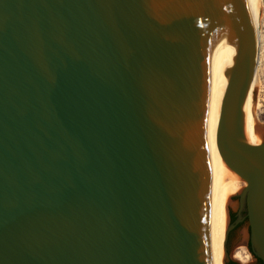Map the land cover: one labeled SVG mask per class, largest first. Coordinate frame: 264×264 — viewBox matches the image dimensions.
Listing matches in <instances>:
<instances>
[{"label": "water", "instance_id": "1", "mask_svg": "<svg viewBox=\"0 0 264 264\" xmlns=\"http://www.w3.org/2000/svg\"><path fill=\"white\" fill-rule=\"evenodd\" d=\"M256 57L248 0H0V264H209L218 146L264 261Z\"/></svg>", "mask_w": 264, "mask_h": 264}, {"label": "bare ground", "instance_id": "2", "mask_svg": "<svg viewBox=\"0 0 264 264\" xmlns=\"http://www.w3.org/2000/svg\"><path fill=\"white\" fill-rule=\"evenodd\" d=\"M260 0H248L249 17L253 24L256 35V49L258 54H264V41L262 36L261 26V8ZM256 57V59H257ZM255 73V69H254ZM254 74L243 102V130L244 142L248 145L257 146L261 145L264 141L262 124L256 122L252 118L255 113L256 106L261 110V101H264V94L260 92L258 96V103L254 96V84L252 88V81ZM257 103V105H256ZM210 185L208 196V212H209V232H208V256L209 264H225V242L227 232L229 230L230 222V207L233 205L232 195L238 193V197L243 196L245 189L248 187V182L242 178L236 171L230 168L225 161L220 147L218 146L208 156ZM234 206L237 208L239 202ZM233 207V209H236ZM248 239L246 230L240 232L237 241L242 243L236 251L234 257L242 258L243 244ZM249 256L248 254L246 255ZM244 257V256H243Z\"/></svg>", "mask_w": 264, "mask_h": 264}, {"label": "rangeland", "instance_id": "3", "mask_svg": "<svg viewBox=\"0 0 264 264\" xmlns=\"http://www.w3.org/2000/svg\"><path fill=\"white\" fill-rule=\"evenodd\" d=\"M260 8H261V26H262V36H263V41H264V0H260ZM259 57L256 59V64H255V73H254V79L252 81V88L254 84V96L256 98V101L258 103V96L260 92H263L264 94V54L261 58V56L258 54ZM256 103V105H257ZM261 110L259 111L257 106L255 113L252 114V118L261 124H264V101H261ZM238 193H235L232 195V201L233 205L230 207L229 213H230V231H229V237L227 240V246H228V251L230 258L233 259L235 252L240 251L237 248L242 244L239 241H237L239 234L243 230H248L250 232V225H249V220L247 216V208L245 203L239 204V206L236 208L234 204L236 202H240V197L237 196ZM236 208V209H233ZM232 215L234 217L233 221L231 220ZM244 248L242 249V258H235L237 261H239L241 264H252L255 262L254 257L248 252L247 248L245 245H243ZM249 255L248 257L246 255ZM244 256V257H243ZM228 262V260L226 261Z\"/></svg>", "mask_w": 264, "mask_h": 264}, {"label": "trees", "instance_id": "4", "mask_svg": "<svg viewBox=\"0 0 264 264\" xmlns=\"http://www.w3.org/2000/svg\"><path fill=\"white\" fill-rule=\"evenodd\" d=\"M231 218H232L231 220L233 221V219H234L233 215ZM254 263L255 264H264V261L261 258L257 257V260ZM226 264H241V263L237 260L231 259Z\"/></svg>", "mask_w": 264, "mask_h": 264}]
</instances>
